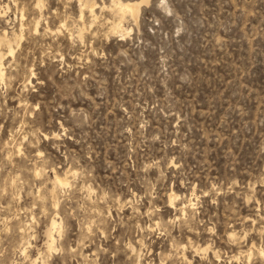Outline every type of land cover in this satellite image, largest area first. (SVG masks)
<instances>
[{"label":"rangeland","instance_id":"rangeland-1","mask_svg":"<svg viewBox=\"0 0 264 264\" xmlns=\"http://www.w3.org/2000/svg\"><path fill=\"white\" fill-rule=\"evenodd\" d=\"M122 1L0 0V264H264V0Z\"/></svg>","mask_w":264,"mask_h":264},{"label":"bare ground","instance_id":"bare-ground-1","mask_svg":"<svg viewBox=\"0 0 264 264\" xmlns=\"http://www.w3.org/2000/svg\"><path fill=\"white\" fill-rule=\"evenodd\" d=\"M84 2V1H83ZM112 2V1H111ZM88 3V2H87ZM80 5V4H79ZM140 5H141V3H138V2H123L122 0H113V8L115 9V11H116V13H118L121 17H125L126 15H132L135 19H137V17H138V12H139V9H140ZM41 6V5H40ZM108 6V5H107ZM81 7L82 8H80V9H82V11H81V14H82V16L88 11L89 13H91L92 15H95V13L97 12L96 11V4H93L90 8H88V6L86 5V7L88 8H86L83 4L81 5ZM106 8V7H105ZM108 9V8H107ZM110 9V8H109ZM103 10V9H102ZM89 13L87 14V15H89ZM115 13V12H114ZM115 13V14H116ZM115 14H113V15H115ZM81 16V17H82ZM85 17V16H84ZM116 17V16H115ZM119 17V16H118ZM126 17H129V16H126ZM125 17V18H126ZM132 17V18H133ZM95 18V17H94ZM117 18V17H116ZM124 18V21L126 20ZM90 19H93L92 18V16H91V18ZM122 20V18H119V20ZM80 20H81V18H80ZM83 20V19H82ZM94 21V20H93ZM95 21H96V19H95ZM91 22V21H90ZM114 22H115V20H114ZM121 22H123V21H121ZM121 22H119V23H121ZM93 23V22H92ZM107 23V22H106ZM111 23V22H110ZM116 23V22H115ZM110 25V24H109ZM113 26V25H112ZM121 26H122V24H117L116 23V25L114 24V30L115 31H119L120 29H121ZM109 28H110V26H109ZM112 28V27H111ZM123 29V28H122ZM84 30V29H83ZM113 30L111 29V32H112ZM121 31L122 30H120V33H121ZM80 33V32H79ZM83 33H84V31H83ZM82 31H81V36H82ZM113 33H115L114 31H113ZM79 35V36H80ZM1 42L2 43H5V44H7L9 47H10V53L11 54H14V50H13V48L11 47V40L8 38V35H7V33L5 32V37L1 40ZM4 56H5V54L4 53H1L0 52V80H3L4 81V79H5V69H4ZM55 179V178H54ZM55 182H57V184L56 185H68V182H67V180L66 179H63V178H61L58 174H56V181ZM53 184H54V182H53ZM60 187V186H59ZM67 187V186H66ZM63 188H65L64 186H63ZM172 204H174V202H172ZM58 205V204H57ZM52 223V222H51ZM61 228L62 229V227L61 226H59V224H58V221H56V219L53 221V223H52V227H51V229H50V232H49V241H48V243H49V249H50V251H52L53 249H55L54 248V246H55V237H54V234L52 233L53 231L52 230H58V228ZM61 229L60 230H58L57 232H59V231H61ZM59 234H60V232H59ZM46 247V246H45ZM258 252V251H257ZM263 253V252H262ZM263 254H261V256H262ZM260 256V257H261ZM264 256V255H263ZM36 261V260H35ZM35 264H38V262L36 261V262H34Z\"/></svg>","mask_w":264,"mask_h":264}]
</instances>
